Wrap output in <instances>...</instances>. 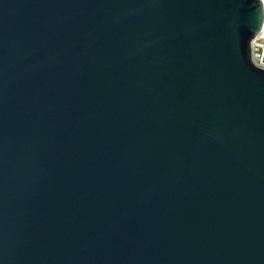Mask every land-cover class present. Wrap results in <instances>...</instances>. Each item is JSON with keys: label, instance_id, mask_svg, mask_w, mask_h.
<instances>
[{"label": "water", "instance_id": "water-1", "mask_svg": "<svg viewBox=\"0 0 264 264\" xmlns=\"http://www.w3.org/2000/svg\"><path fill=\"white\" fill-rule=\"evenodd\" d=\"M263 29V0H0V264H264Z\"/></svg>", "mask_w": 264, "mask_h": 264}, {"label": "built area", "instance_id": "built-area-1", "mask_svg": "<svg viewBox=\"0 0 264 264\" xmlns=\"http://www.w3.org/2000/svg\"><path fill=\"white\" fill-rule=\"evenodd\" d=\"M264 1V0H263ZM264 35H258L252 40L251 44V59L252 62L259 68L264 69Z\"/></svg>", "mask_w": 264, "mask_h": 264}, {"label": "bare ground", "instance_id": "bare-ground-1", "mask_svg": "<svg viewBox=\"0 0 264 264\" xmlns=\"http://www.w3.org/2000/svg\"><path fill=\"white\" fill-rule=\"evenodd\" d=\"M259 35H260V36H261V35H264V29L261 31V33H260Z\"/></svg>", "mask_w": 264, "mask_h": 264}]
</instances>
